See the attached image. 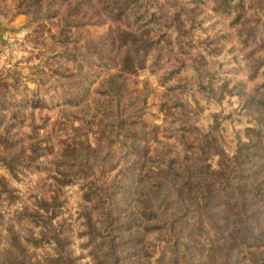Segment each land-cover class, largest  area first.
Returning a JSON list of instances; mask_svg holds the SVG:
<instances>
[{
    "label": "rangeland",
    "instance_id": "1",
    "mask_svg": "<svg viewBox=\"0 0 264 264\" xmlns=\"http://www.w3.org/2000/svg\"><path fill=\"white\" fill-rule=\"evenodd\" d=\"M0 179V264H264V0H0Z\"/></svg>",
    "mask_w": 264,
    "mask_h": 264
},
{
    "label": "trees",
    "instance_id": "2",
    "mask_svg": "<svg viewBox=\"0 0 264 264\" xmlns=\"http://www.w3.org/2000/svg\"><path fill=\"white\" fill-rule=\"evenodd\" d=\"M127 5H125L126 7ZM125 7L124 6H120L117 8L116 10V13H113L112 10H109L107 9L106 12H108V14L114 18V19H120L124 14H125ZM119 37L120 39L122 40V43L123 44H126L127 43V37L128 35L125 34V33H119ZM121 70L124 72V73H133L134 70H135V67H134V58L133 56L130 54V53H126L124 56H123V59H122V64H121ZM6 165L10 166V168H12V166L10 165V163L7 161L6 162ZM0 193H5L6 195H10V189H8L6 187L5 184H3L1 182V179H0ZM261 193V200H264V192H260ZM259 191H254V194H256V196H258L259 194ZM53 206V204H48V202H41L40 203V208L42 211H44L45 213L48 212V209L49 207ZM32 216V215H31ZM148 218H151L150 215H148ZM46 221V220H45ZM179 246H181L183 248V253L184 252H188L189 250V247L187 248V244L185 242H179L178 243ZM21 261L23 262V259H21Z\"/></svg>",
    "mask_w": 264,
    "mask_h": 264
}]
</instances>
